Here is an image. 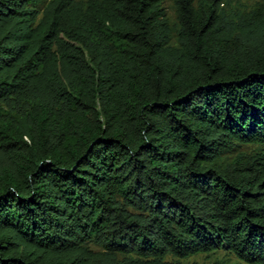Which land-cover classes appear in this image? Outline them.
Here are the masks:
<instances>
[{
    "label": "trees",
    "instance_id": "16d2710c",
    "mask_svg": "<svg viewBox=\"0 0 264 264\" xmlns=\"http://www.w3.org/2000/svg\"><path fill=\"white\" fill-rule=\"evenodd\" d=\"M171 1L0 0V264H264V18Z\"/></svg>",
    "mask_w": 264,
    "mask_h": 264
},
{
    "label": "rangeland",
    "instance_id": "374dc122",
    "mask_svg": "<svg viewBox=\"0 0 264 264\" xmlns=\"http://www.w3.org/2000/svg\"><path fill=\"white\" fill-rule=\"evenodd\" d=\"M49 1L50 0H38V5L36 7L41 9L43 5ZM161 4L165 9L172 31L175 32L177 19L173 1L162 0ZM220 7L223 13H226L234 22L239 20L247 21L246 19L249 17H258V13L261 18H264V0H222ZM255 13H257L256 16ZM40 16L41 14H39V17ZM256 148V145L244 144L239 145L237 151L252 152L256 150ZM165 259L173 262L178 260L181 264H246L239 260L232 252L223 248H217L211 252H199L185 258H177L168 254Z\"/></svg>",
    "mask_w": 264,
    "mask_h": 264
}]
</instances>
